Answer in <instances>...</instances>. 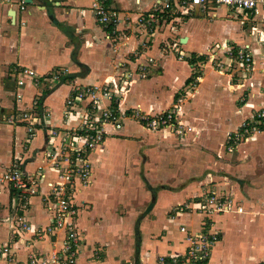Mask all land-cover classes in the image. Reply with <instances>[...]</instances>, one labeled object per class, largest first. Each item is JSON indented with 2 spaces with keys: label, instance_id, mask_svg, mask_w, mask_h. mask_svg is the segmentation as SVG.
Listing matches in <instances>:
<instances>
[{
  "label": "crops",
  "instance_id": "1",
  "mask_svg": "<svg viewBox=\"0 0 264 264\" xmlns=\"http://www.w3.org/2000/svg\"><path fill=\"white\" fill-rule=\"evenodd\" d=\"M110 4L122 16L117 40L107 38L111 29L97 21L91 0H0V164L21 157L31 173L49 166V128L67 126L65 101L76 85L108 83L118 89L124 110L137 107L154 113L188 92L192 65L205 61L192 62L193 58L224 43L250 44L255 66L248 78L236 81L210 64L201 70V83L192 94L189 90L181 109L193 131L180 137L128 119L133 123L126 121L122 130L111 131L91 154L92 182L77 194L84 203L77 264H157L159 256L181 254L186 248L181 224L200 231L205 216L178 214L175 209L211 191L230 196L235 206L213 214V231L221 232L222 239L209 264H264V126L232 152L227 143L229 133L264 111V11L250 15L225 7L198 8L149 30L136 21L154 7V0ZM45 30L47 35H42ZM144 41H149L145 48ZM180 50L186 54L184 60L179 59ZM150 58L155 61L145 76L135 73L134 81L126 83L127 65L136 69ZM24 67L39 75L59 68L68 73L53 84L37 85L25 77L26 85L18 88L17 72ZM18 90L23 94L20 103ZM35 99L44 125L30 137L24 124H10L7 118ZM0 189V244L14 242L12 258L0 264H29L30 254L48 255L62 248L64 231L44 238L32 232L15 236L19 197L8 187ZM26 215L37 227L51 223L42 195L31 198Z\"/></svg>",
  "mask_w": 264,
  "mask_h": 264
},
{
  "label": "built area",
  "instance_id": "2",
  "mask_svg": "<svg viewBox=\"0 0 264 264\" xmlns=\"http://www.w3.org/2000/svg\"><path fill=\"white\" fill-rule=\"evenodd\" d=\"M111 0H91L90 8L97 21L106 29L107 38L117 40L119 25L122 22L121 12L110 4ZM141 0H136L139 5ZM20 5L25 9L24 2ZM230 8L239 13L257 15L264 11V0H154L151 10L141 12L137 23L146 24L148 29H156L164 24L170 25L180 18L191 15L196 9L203 11L212 8ZM175 13V14H172ZM172 14L171 16H169ZM244 23V21L242 20ZM153 27V28H152ZM174 28V26H172ZM149 41L142 42L145 48ZM205 61L194 63L190 91L195 90L202 81V71L210 64L217 72L231 74L234 80L248 78L254 70L255 58L250 44L238 46L234 43L220 44L217 49L208 51ZM186 54L180 50L179 59L184 60ZM155 60L150 58L147 63H139L136 69L127 65L123 79L126 83L134 81V74L144 77ZM129 64V63H128ZM120 67L123 64H119ZM68 73L67 69L59 68L47 75H39L34 69L24 67L17 72V86L22 88L27 78L37 85L42 82L53 84L62 80ZM126 88L127 85H124ZM123 87V88H124ZM124 88V89H125ZM188 90L164 110L149 113L141 108L124 110L117 97L118 89L110 84L76 85L72 88L65 101L66 127L49 128V139L46 159L49 166H40L36 172H28L24 160L16 157L10 164H0V188L8 187L17 193V225L14 235L21 232H32L39 238L64 231L63 246L48 255L30 254L29 264H77L82 243V232L79 226V216L83 202L77 200L80 189L92 182L93 163L91 154L101 147L111 131L119 132L129 119L136 120L146 128L159 131L168 130L171 133L185 136L193 128L182 119V104L191 95ZM23 99L21 92L16 93V103ZM40 99V98H39ZM109 101L105 105V101ZM39 100L25 109H16L7 121L10 124H24L33 137L44 125L43 113L39 110ZM240 128L227 136L228 150L234 151L237 144L245 141L264 126V111L254 113ZM29 137V138H30ZM53 174V178L49 177ZM43 186L48 191L43 192ZM1 193V189H0ZM42 195L46 210L51 215V223L45 227H37L27 218L31 198ZM234 201L226 194L215 191L206 193L192 203H185L175 210L196 212L205 216L200 231H194L186 224H181L180 231L184 235L186 248L181 254L159 256L157 264H209L214 249L219 243V232L213 231V214L228 212L234 208ZM243 212L241 206L237 207ZM12 243L0 244V260H10L14 254Z\"/></svg>",
  "mask_w": 264,
  "mask_h": 264
},
{
  "label": "rangeland",
  "instance_id": "3",
  "mask_svg": "<svg viewBox=\"0 0 264 264\" xmlns=\"http://www.w3.org/2000/svg\"><path fill=\"white\" fill-rule=\"evenodd\" d=\"M46 27H47V25H46ZM47 29V28H46ZM46 31V32H45ZM45 31H43L42 32V35H47V30H45ZM46 37V36H45ZM74 39L76 38V39H78V37L77 36H75V37H73ZM215 49V48H214ZM133 123V121H127V123ZM135 123V125L134 126H136V127H138V126H141L138 122H134ZM131 156L132 157H134V152H132V154H131ZM205 195V194H204ZM198 200H199V198H198ZM194 201H196V200H190V201H188L187 203L189 204V203H192V202H194ZM134 202H137V201H134ZM123 207H124V204L122 205ZM121 206V207H122ZM177 208V207H176ZM197 225V221L195 222V225L194 226H196ZM219 232V231H218ZM220 234H219V241H221V239H222V233L221 232H219ZM217 246V245H216Z\"/></svg>",
  "mask_w": 264,
  "mask_h": 264
},
{
  "label": "trees",
  "instance_id": "4",
  "mask_svg": "<svg viewBox=\"0 0 264 264\" xmlns=\"http://www.w3.org/2000/svg\"><path fill=\"white\" fill-rule=\"evenodd\" d=\"M195 57V56H194ZM205 56H199L192 59V62L199 61V60H205ZM191 82V78L188 80V83Z\"/></svg>",
  "mask_w": 264,
  "mask_h": 264
}]
</instances>
